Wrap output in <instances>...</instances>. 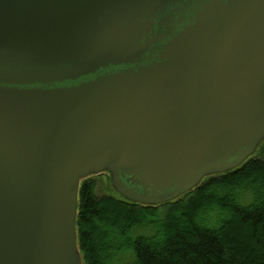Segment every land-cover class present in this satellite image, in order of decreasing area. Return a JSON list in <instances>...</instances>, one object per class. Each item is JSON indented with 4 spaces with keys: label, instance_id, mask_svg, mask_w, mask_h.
<instances>
[{
    "label": "water",
    "instance_id": "1",
    "mask_svg": "<svg viewBox=\"0 0 264 264\" xmlns=\"http://www.w3.org/2000/svg\"><path fill=\"white\" fill-rule=\"evenodd\" d=\"M25 11L0 29V264H80L76 196L90 170L111 167L122 192L158 203L264 133V0Z\"/></svg>",
    "mask_w": 264,
    "mask_h": 264
},
{
    "label": "trees",
    "instance_id": "2",
    "mask_svg": "<svg viewBox=\"0 0 264 264\" xmlns=\"http://www.w3.org/2000/svg\"><path fill=\"white\" fill-rule=\"evenodd\" d=\"M16 0L2 1L1 18ZM82 178L75 225L85 264H264V159L185 195L141 203Z\"/></svg>",
    "mask_w": 264,
    "mask_h": 264
},
{
    "label": "rangeland",
    "instance_id": "3",
    "mask_svg": "<svg viewBox=\"0 0 264 264\" xmlns=\"http://www.w3.org/2000/svg\"><path fill=\"white\" fill-rule=\"evenodd\" d=\"M1 1L2 0H0V12L3 9ZM27 2H28V0H18V2L15 4L14 8L9 12V14L7 16L1 18V20H3L4 22H2L0 24V29L9 28L10 26L13 25V23H16L20 19H23L24 21L27 19H30L26 15V11H25ZM254 156L264 159V133H262L256 139L254 147L242 160H240L239 162H237V163H235L229 167L223 168V169H214V170L205 171L190 188L178 192L174 196L167 198V200H174V199L182 197L183 195H185L189 191V189L197 187L198 185L202 184L203 182H205L206 180H208L212 176L220 175L222 173H225L227 171H230V170H233V169L240 167L241 165H243L245 163V161H247L249 158L254 157ZM84 177L94 178V180L96 181L95 191L100 196L103 194L112 193V194H114L118 197H121V198L133 199V200H136L137 202H141V203H149V202H145V201H140V200L133 198L131 196H128L127 194L122 192L118 188V186L116 185V183L114 181V169H112L111 167L99 168L97 170H92V171L90 170L89 172L80 175L79 186H80V182H81L82 178H84ZM76 199L79 200V190H78V194L76 196ZM78 200H77V204H78ZM76 208H77V205H76ZM77 212H78V210H77ZM75 236H76V249H77L79 263L85 264L83 255H82L81 250H80L79 242H78V231H77L76 225H75Z\"/></svg>",
    "mask_w": 264,
    "mask_h": 264
}]
</instances>
